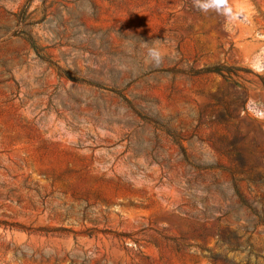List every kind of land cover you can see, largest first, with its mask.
Here are the masks:
<instances>
[{
  "label": "rangeland",
  "instance_id": "rangeland-1",
  "mask_svg": "<svg viewBox=\"0 0 264 264\" xmlns=\"http://www.w3.org/2000/svg\"><path fill=\"white\" fill-rule=\"evenodd\" d=\"M256 64L264 0H0V264H264Z\"/></svg>",
  "mask_w": 264,
  "mask_h": 264
},
{
  "label": "clouds",
  "instance_id": "clouds-1",
  "mask_svg": "<svg viewBox=\"0 0 264 264\" xmlns=\"http://www.w3.org/2000/svg\"><path fill=\"white\" fill-rule=\"evenodd\" d=\"M220 0H195V5L203 12H207L210 9H216ZM147 47V58L156 67H159L164 59V54L160 48L156 46V42L146 43L142 42ZM151 44V46H149ZM257 71H264V64L254 65Z\"/></svg>",
  "mask_w": 264,
  "mask_h": 264
}]
</instances>
